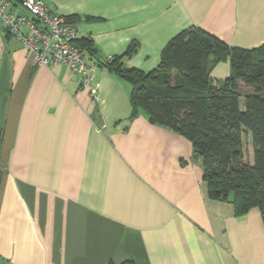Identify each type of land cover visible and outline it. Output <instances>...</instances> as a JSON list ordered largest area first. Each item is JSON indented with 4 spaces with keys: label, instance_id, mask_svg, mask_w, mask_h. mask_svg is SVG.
<instances>
[{
    "label": "crops",
    "instance_id": "crops-1",
    "mask_svg": "<svg viewBox=\"0 0 264 264\" xmlns=\"http://www.w3.org/2000/svg\"><path fill=\"white\" fill-rule=\"evenodd\" d=\"M42 1L94 48L82 55L98 100L68 67L33 66L0 25V264H264L259 209L211 199L190 142L132 115L130 84L97 65L149 72L190 27L256 48L264 0ZM228 75V61L211 72Z\"/></svg>",
    "mask_w": 264,
    "mask_h": 264
},
{
    "label": "trees",
    "instance_id": "trees-1",
    "mask_svg": "<svg viewBox=\"0 0 264 264\" xmlns=\"http://www.w3.org/2000/svg\"><path fill=\"white\" fill-rule=\"evenodd\" d=\"M77 43L96 56L90 41ZM135 51L132 43L125 55ZM122 57L97 60V65L130 84L132 115L144 113L149 122L186 138L208 196L231 202L237 215L256 207L264 224V44L230 47L190 27L167 43L149 72L126 67ZM222 61L229 63V75L216 81L211 72ZM245 136L252 142L251 163L242 159Z\"/></svg>",
    "mask_w": 264,
    "mask_h": 264
},
{
    "label": "built area",
    "instance_id": "built-area-1",
    "mask_svg": "<svg viewBox=\"0 0 264 264\" xmlns=\"http://www.w3.org/2000/svg\"><path fill=\"white\" fill-rule=\"evenodd\" d=\"M20 9L11 0H0V25L19 40L33 66L64 65L81 76V85L98 100L93 67L78 45V32L67 17L51 10L42 0H20Z\"/></svg>",
    "mask_w": 264,
    "mask_h": 264
},
{
    "label": "rangeland",
    "instance_id": "rangeland-1",
    "mask_svg": "<svg viewBox=\"0 0 264 264\" xmlns=\"http://www.w3.org/2000/svg\"><path fill=\"white\" fill-rule=\"evenodd\" d=\"M243 162H252V142L249 136L243 138V152H242Z\"/></svg>",
    "mask_w": 264,
    "mask_h": 264
}]
</instances>
